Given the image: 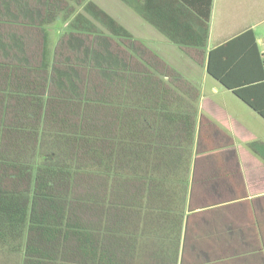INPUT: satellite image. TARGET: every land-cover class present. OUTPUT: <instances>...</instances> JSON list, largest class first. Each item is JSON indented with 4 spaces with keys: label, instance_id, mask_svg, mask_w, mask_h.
<instances>
[{
    "label": "trees",
    "instance_id": "1",
    "mask_svg": "<svg viewBox=\"0 0 264 264\" xmlns=\"http://www.w3.org/2000/svg\"><path fill=\"white\" fill-rule=\"evenodd\" d=\"M62 9L0 0V264H177L199 93L159 61L112 53L109 38L129 51L131 36L90 4L83 34L76 17L51 49ZM263 56L247 31L210 51L207 73L264 120Z\"/></svg>",
    "mask_w": 264,
    "mask_h": 264
},
{
    "label": "crops",
    "instance_id": "2",
    "mask_svg": "<svg viewBox=\"0 0 264 264\" xmlns=\"http://www.w3.org/2000/svg\"><path fill=\"white\" fill-rule=\"evenodd\" d=\"M118 2L122 11L108 17H118L131 50L159 61L199 93L177 264H264V120L207 73L210 51L247 31L264 55V0ZM236 45L223 55L241 50ZM248 58L252 76V49Z\"/></svg>",
    "mask_w": 264,
    "mask_h": 264
},
{
    "label": "rangeland",
    "instance_id": "3",
    "mask_svg": "<svg viewBox=\"0 0 264 264\" xmlns=\"http://www.w3.org/2000/svg\"><path fill=\"white\" fill-rule=\"evenodd\" d=\"M30 2V5L32 7H45L47 0H28ZM54 4L60 5L61 8H63L62 10L63 13L60 14V17H62L60 19H58V21H56V24H54L53 26H50V28L47 29V37H48V41H49V47L52 49L53 46L55 45V43L57 41H59L62 37L67 40V38H65V34L68 33L70 31L69 25L74 23V20L76 17H79V27L78 30H74L75 32L77 31V33H82V31L85 29V27L89 26L90 24L88 23V21H85L84 23V18L80 17L78 15H80L81 13H83L85 8H88V5L90 4L91 6L98 8L99 10L105 12V14L108 16L110 15L109 12H115L116 10V14L119 12H121V5L118 2V0H51ZM85 15V14H84ZM123 15V13H122ZM127 17H130L129 14ZM112 18V17H111ZM65 19V20H63ZM113 19V18H112ZM117 21H119L118 17L116 16ZM114 20V19H113ZM117 24H119L116 20H114ZM95 25L92 26V31L96 32L98 34H100L99 32H101L100 30H102L103 32L101 34L108 36L109 34H107L106 32V27L105 25H103V23H101L98 20H94ZM75 25V24H74ZM80 31V32H79ZM25 33H23V35L26 36L27 40L29 39V43L31 45V49L34 53H36V55L40 56L41 53V49L43 47V39L41 36V33L39 30H34L32 29L31 31H24ZM106 32V34H105ZM259 33H264V20L262 21L261 25L259 26ZM95 34H92L91 36L87 37L84 35H81V37L84 39L86 44H95L96 42L99 43V41H96V35L93 36ZM109 37V36H108ZM109 49L111 50L112 53H114L115 55H118L120 58H123L125 60V62H132V64H135L136 62V57H142L141 55H136L132 50H126L124 48H122V45L116 43L115 40L109 38ZM127 43V41H126ZM67 50L66 47V43L64 46ZM126 51V52H125ZM98 81V80H97ZM99 82V81H98ZM91 184L85 180H78L76 182V190H75V194L76 195H84L86 193H88L89 189H90ZM82 220H84L85 222H88L90 220H92V217L88 216V214H82Z\"/></svg>",
    "mask_w": 264,
    "mask_h": 264
}]
</instances>
